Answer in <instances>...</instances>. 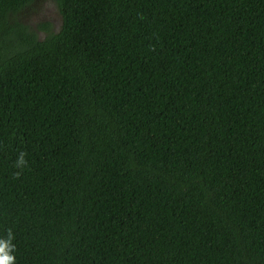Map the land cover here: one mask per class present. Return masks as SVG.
<instances>
[{"label":"trees","instance_id":"1","mask_svg":"<svg viewBox=\"0 0 264 264\" xmlns=\"http://www.w3.org/2000/svg\"><path fill=\"white\" fill-rule=\"evenodd\" d=\"M37 1L0 0L12 264H264V0H56L44 37Z\"/></svg>","mask_w":264,"mask_h":264},{"label":"rangeland","instance_id":"2","mask_svg":"<svg viewBox=\"0 0 264 264\" xmlns=\"http://www.w3.org/2000/svg\"><path fill=\"white\" fill-rule=\"evenodd\" d=\"M28 10V11H26ZM22 13V19L36 31L37 36L44 37L47 35L45 31L36 28L37 24L50 22V32L55 33L54 22L61 19L60 9L56 0H38L31 9H26ZM21 19V18H20ZM18 18V20H20ZM56 22V23H58Z\"/></svg>","mask_w":264,"mask_h":264},{"label":"clouds","instance_id":"3","mask_svg":"<svg viewBox=\"0 0 264 264\" xmlns=\"http://www.w3.org/2000/svg\"><path fill=\"white\" fill-rule=\"evenodd\" d=\"M24 161V153H20L17 158L16 165L17 167L23 166ZM10 239V234H9ZM12 245H10L9 240H0V264H12L14 260L13 255L10 254V249Z\"/></svg>","mask_w":264,"mask_h":264},{"label":"flooded vegetation","instance_id":"4","mask_svg":"<svg viewBox=\"0 0 264 264\" xmlns=\"http://www.w3.org/2000/svg\"><path fill=\"white\" fill-rule=\"evenodd\" d=\"M56 22H58V20L54 22V28H55V30H57L58 27L60 26V23L59 22L56 23Z\"/></svg>","mask_w":264,"mask_h":264}]
</instances>
